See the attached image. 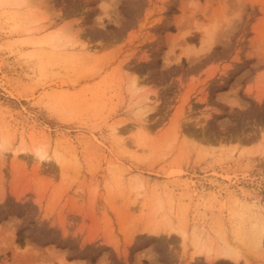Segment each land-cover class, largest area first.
<instances>
[{"label":"rangeland","instance_id":"1","mask_svg":"<svg viewBox=\"0 0 264 264\" xmlns=\"http://www.w3.org/2000/svg\"><path fill=\"white\" fill-rule=\"evenodd\" d=\"M0 151V264H264V0H0Z\"/></svg>","mask_w":264,"mask_h":264},{"label":"bare ground","instance_id":"2","mask_svg":"<svg viewBox=\"0 0 264 264\" xmlns=\"http://www.w3.org/2000/svg\"><path fill=\"white\" fill-rule=\"evenodd\" d=\"M209 40V39H208ZM206 41V40H205ZM207 42V41H206ZM209 43V42H208ZM203 44H204V42H203ZM207 44V43H206ZM206 46V45H205ZM200 47H203V45L202 46H200ZM204 48V47H203ZM202 48V49H203ZM201 49V48H200ZM204 50V49H203ZM260 95V94H259ZM261 97V96H260ZM2 151V150H1ZM0 151V152H1ZM39 157L41 158V159H43V158H45L46 157V155H45V153L43 154V153H40V155H39ZM157 226V225H156ZM156 226H148V232H151V233H157L158 231H159V228H158V226L156 227ZM161 226V225H160ZM165 226V225H164ZM162 227V226H161ZM183 232V231H182ZM264 233V232H263ZM261 234V233H260ZM207 244V243H206ZM205 244V246H203L202 248H203V253L205 252V254H206V256H207V258L208 259H214V258H218V257H225V258H229V259H231V260H233V261H235V262H237V261H239V259H240V255H239V253L237 252V250H234V249H231V248H220V249H216V248H214L213 246H211V245H206ZM197 246V245H196ZM240 252V251H239ZM215 261V260H214Z\"/></svg>","mask_w":264,"mask_h":264},{"label":"crops","instance_id":"3","mask_svg":"<svg viewBox=\"0 0 264 264\" xmlns=\"http://www.w3.org/2000/svg\"><path fill=\"white\" fill-rule=\"evenodd\" d=\"M54 258H56V260L52 261L53 264H60V260L64 264H88L87 261L81 259H68L67 254H62L61 252H56L54 254ZM91 264H104V262H101V259L98 258L94 263Z\"/></svg>","mask_w":264,"mask_h":264}]
</instances>
